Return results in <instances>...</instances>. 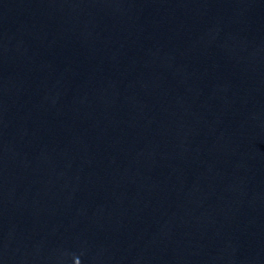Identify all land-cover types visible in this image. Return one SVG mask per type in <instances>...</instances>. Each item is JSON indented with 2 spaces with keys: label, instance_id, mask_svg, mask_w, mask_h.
<instances>
[{
  "label": "water",
  "instance_id": "95a60500",
  "mask_svg": "<svg viewBox=\"0 0 264 264\" xmlns=\"http://www.w3.org/2000/svg\"><path fill=\"white\" fill-rule=\"evenodd\" d=\"M0 264H264V0H0Z\"/></svg>",
  "mask_w": 264,
  "mask_h": 264
}]
</instances>
